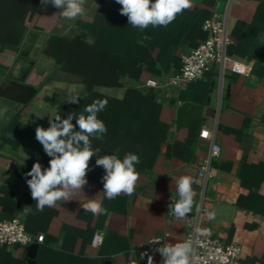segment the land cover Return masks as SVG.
<instances>
[{"label": "crops", "instance_id": "crops-1", "mask_svg": "<svg viewBox=\"0 0 264 264\" xmlns=\"http://www.w3.org/2000/svg\"><path fill=\"white\" fill-rule=\"evenodd\" d=\"M95 1L87 0L86 12L94 6ZM262 2L264 1L216 0L211 8L221 12L228 8V21L233 37L228 52L235 59L250 64V74L228 72L224 80H220L216 72H209L204 78L184 88L170 84V78L179 70L175 69L176 65L170 66V63L168 68L162 69L161 74L148 71L140 74L138 87L152 88L157 93L161 102L160 119L170 126V131L156 160L140 171L131 196L121 194L108 200L102 193L103 186L87 180L83 193L69 202H57L47 214L30 220L28 209L15 214L24 220L29 232L45 235L44 242L39 243L37 264L41 249L44 250L42 264H144L140 251L151 238L163 237L171 245L185 243L190 228L185 218H176L170 214L169 205L178 199L176 181L179 177H191L192 188H197L200 165L209 154L212 144V140L201 137L203 130H209L215 142L222 147L221 156L213 161L215 175L207 185L206 223L211 227L215 238L225 243H238L242 247L238 264H264ZM202 3L203 0H191L190 8L201 6ZM77 19H64L51 4L45 5L36 31L27 25L20 50H3V54L7 56L17 55L22 58L16 67L10 69L8 77H26V82L31 84L28 78L31 77V63L35 60L30 58V54L34 48H40L39 59L48 57L54 63L47 52L49 38L52 34L70 33L75 29ZM40 40L44 42L41 44ZM201 41L202 39H198L195 46L183 44L178 49L176 54L180 58L179 67H182V56L191 52ZM8 77L5 76L0 85ZM149 81L156 85H148ZM72 85L76 92L73 95L84 90L82 85L68 84L69 87ZM96 89L117 99H123L126 93L125 88ZM40 92L26 105L29 111L39 108L34 101ZM184 101L204 106L203 117L194 121L190 128L177 126L178 107ZM6 102L12 103L0 98L1 106ZM2 128L0 127L1 131ZM29 159L30 154L26 148L14 149L0 140V186L8 185L13 192V197L6 202L12 207H19L25 189L22 173L15 172V168ZM87 199L101 200L103 207L108 210L107 214L93 215L84 211L81 205ZM193 199L195 209L197 199ZM4 213V207L0 204V221L6 219L3 217ZM96 233L103 235L100 245L93 242ZM28 251L29 247L0 244V264H29ZM162 260L159 253L154 264H162Z\"/></svg>", "mask_w": 264, "mask_h": 264}, {"label": "trees", "instance_id": "trees-1", "mask_svg": "<svg viewBox=\"0 0 264 264\" xmlns=\"http://www.w3.org/2000/svg\"><path fill=\"white\" fill-rule=\"evenodd\" d=\"M33 1L35 5L36 2L41 5V0ZM215 1L203 0L201 6L183 10L167 27L149 25L140 29L132 27L127 16L120 14L122 6L116 0H96L86 15L76 20L75 29L68 34H52L49 38L47 52L54 59V67L38 86L39 92L52 82L84 86L78 94L81 98L75 104L68 103L71 95L67 94L57 100V95L47 98L56 107L61 119L72 114L78 117L86 105L97 99H106L107 106L98 113V118L105 123L107 132L102 139L90 137L92 147L100 149L101 156L117 154L122 159L127 153L137 154L140 163L135 167L140 173L156 160L170 126L160 119L161 102L157 93L152 88L138 87L139 76L143 71L161 74L163 67L160 63L165 57H171L170 66L176 65L175 69L180 70V58L176 54L178 49L183 44L195 46L198 39L206 38L203 24L212 15ZM30 4L32 0H0V32L9 26L8 40L0 38V51L20 50L27 33L25 16ZM99 87L125 88L126 93L123 99L112 98L97 91ZM22 110L18 109L17 114L2 128L0 140L14 149L24 147L29 152V161L15 168V172L22 173L25 189L19 207H12L6 202L13 197V192L8 185H1L0 204L4 207L3 217L6 219H12L17 212L28 209L30 220L53 209L45 207L43 211H37L26 183L31 178L26 177V173L35 162L38 161L42 168L49 167L51 157L35 138L36 127L48 128L49 118L38 117L32 124H22L19 121ZM72 123L76 124L75 118ZM75 130H79L78 126ZM95 161L93 156L87 180L103 186L105 170L96 166ZM43 252V249L39 251V264H42Z\"/></svg>", "mask_w": 264, "mask_h": 264}, {"label": "clouds", "instance_id": "clouds-1", "mask_svg": "<svg viewBox=\"0 0 264 264\" xmlns=\"http://www.w3.org/2000/svg\"><path fill=\"white\" fill-rule=\"evenodd\" d=\"M122 7L120 14L128 18V23L134 28L145 29L153 27H167L177 14L191 7V0H116ZM51 4L59 9V16L67 20H75L86 15L87 0H41V6ZM81 97L72 95L68 103H78ZM106 99L94 100L84 107L77 117L74 114L66 119L56 114L49 119V127L37 126L35 138L42 145L43 151L51 157L49 167L42 168L37 161L26 173V180L31 196L36 202V210L43 211L45 207H54L57 202H69L83 193V186L87 184L90 159L96 157V166L105 170L103 180V194L108 200L124 194L131 196L136 188L139 173L135 165L140 163L137 154L127 153L121 159L117 154L99 155L100 149L92 147L90 137L102 139L107 132L105 123L98 118V113L107 106ZM75 118L76 124L72 123ZM78 126V131L75 130ZM117 153L119 149L116 150ZM192 178L181 176L176 181L178 199L169 205V212L176 218H184L193 210L196 192L192 188ZM86 212L93 215L107 214L102 201L87 199L81 205ZM199 212V206L196 207ZM211 216L212 214L209 213ZM160 244V241H154ZM163 257L162 264H190L192 255L191 242L182 244H162L156 249ZM148 264H153V257L148 253Z\"/></svg>", "mask_w": 264, "mask_h": 264}, {"label": "built area", "instance_id": "built-area-1", "mask_svg": "<svg viewBox=\"0 0 264 264\" xmlns=\"http://www.w3.org/2000/svg\"><path fill=\"white\" fill-rule=\"evenodd\" d=\"M207 36L191 52L182 56L181 69L170 78V84L184 88L190 83L204 78L209 72H216L220 80H224L228 72L248 75L252 70L250 64L241 62L230 56L228 49L233 43V37L228 21V8L225 12L214 9L212 15L203 24ZM148 85H156L149 81ZM201 137L212 140L211 148L207 157L202 161L197 174V188L194 196L197 199L196 208L184 218L189 226L185 242H191L193 250L190 256V264H238L242 256V247L238 243H225L215 238L210 226L207 225L208 211L206 209V190L208 181L215 175L213 161L222 153V147L213 139L209 130H203ZM43 233L34 235L29 232L23 219L14 217L0 221V244L20 245L30 247L34 243H43ZM160 241V244L154 241ZM103 235L96 233L93 242L100 245ZM162 244H169L163 237H153L140 251L144 264H148V253L153 257V264L159 252L156 249Z\"/></svg>", "mask_w": 264, "mask_h": 264}, {"label": "rangeland", "instance_id": "rangeland-1", "mask_svg": "<svg viewBox=\"0 0 264 264\" xmlns=\"http://www.w3.org/2000/svg\"><path fill=\"white\" fill-rule=\"evenodd\" d=\"M33 2L34 1L32 0V4H30V6L28 7L25 21L26 24L30 26V28H33L36 31L37 25L39 24V20L41 18V11L43 10L44 6L39 5V2H36L37 4L35 5ZM56 10L58 12L60 11L59 9ZM8 27L5 26L2 29V32H0V38L2 40H8L9 38ZM44 41L40 40L41 44ZM39 49V47H35L33 52L30 54V58L34 59L35 62H33V64L31 63V77L28 78L31 84L37 87L41 84L44 78L52 72V69L54 67V63L51 59L49 60L48 57L44 59H39L40 57L38 58V56L40 55ZM3 52L4 51H0V82L3 78H5V76L8 77L10 75V69L16 67V65L22 59L21 56H7L3 54ZM22 53L23 52L21 51L20 54ZM170 59L171 57H165L164 59H162L160 63L161 66L163 68H168ZM68 87L69 86L67 83H51L43 87V90L34 101L35 103H37V106L39 108L33 111H29L26 106L23 108L22 105L13 104V102H6L2 106L0 105V127H4V125L9 122L14 117V115L17 114L18 109H23L21 112V118L19 120L22 124H30L35 120V118L40 116L49 119L53 118L57 114V109L49 102L47 98L57 95V98H55V100H57L60 96V98H64V94L73 95L76 93L75 86H70V89Z\"/></svg>", "mask_w": 264, "mask_h": 264}, {"label": "water", "instance_id": "water-1", "mask_svg": "<svg viewBox=\"0 0 264 264\" xmlns=\"http://www.w3.org/2000/svg\"><path fill=\"white\" fill-rule=\"evenodd\" d=\"M39 93V88L26 82V77L17 78L10 76L0 85V98L13 103L27 105ZM204 106L194 102L184 101L180 103L177 111L178 128H190L194 121L203 117ZM2 131L0 130V135ZM39 243H34L29 247V264H37V253Z\"/></svg>", "mask_w": 264, "mask_h": 264}, {"label": "flooded vegetation", "instance_id": "flooded-vegetation-1", "mask_svg": "<svg viewBox=\"0 0 264 264\" xmlns=\"http://www.w3.org/2000/svg\"><path fill=\"white\" fill-rule=\"evenodd\" d=\"M16 77H19L18 75H16Z\"/></svg>", "mask_w": 264, "mask_h": 264}]
</instances>
